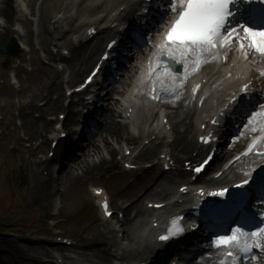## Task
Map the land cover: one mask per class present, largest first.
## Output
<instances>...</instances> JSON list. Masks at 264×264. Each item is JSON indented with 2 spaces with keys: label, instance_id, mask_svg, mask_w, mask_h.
Instances as JSON below:
<instances>
[{
  "label": "bare ground",
  "instance_id": "1",
  "mask_svg": "<svg viewBox=\"0 0 264 264\" xmlns=\"http://www.w3.org/2000/svg\"><path fill=\"white\" fill-rule=\"evenodd\" d=\"M85 1L86 0H83L79 3L78 0H44L40 8V33L36 38L41 50L45 52L46 56L38 57L37 51H35L34 53L36 54H34L32 61L42 65L41 71H44L45 78L41 86H39L41 88L35 91L29 100L25 102L20 113V115L27 119L25 121V126H30L27 130L30 132L29 139H43L42 143L38 144L37 148L34 150L35 152L48 144V133H51V138L61 133L60 131L56 132V129H51L53 121L46 117V111L50 109L55 111L61 108L67 111V114L71 113V104H65L64 102L65 94L63 88L65 85L69 86L76 83L82 77L89 68L90 62L92 63L95 60L96 55L102 47L101 40L104 39L102 35L106 31L104 29L106 28L107 20L104 21V18L99 19L100 15L97 9L102 8L103 10L100 12L106 13L107 16H113L112 14L114 12L118 14L120 7L125 5L129 0H122L118 8L113 9L110 8L120 0H95V2L89 4V6H87ZM135 1L136 0L130 1L127 5L128 10L126 9L121 12L122 16L127 14ZM29 2L27 9L24 8L21 0H0V53H2L4 41L9 36H15L18 39L22 48L20 58H24V52L27 51V44L33 45L36 30L32 24L34 15L30 13L31 10L29 6L34 4V0H30ZM61 8L62 10L59 11ZM64 8H66V10ZM83 16H93L92 23L97 22V24L93 25L88 23V18H83ZM60 17L63 19L57 21ZM114 21V18L110 19V22ZM14 22H17L18 26H13L14 28H12ZM12 30L15 31L13 35L11 33ZM76 36L78 38H76ZM51 46L58 48V51L54 53ZM64 50H69V55H66ZM260 57H262V55H260ZM45 62L47 63L45 64ZM54 62L63 64V67L61 68L60 66L54 65ZM125 80L126 79H124L123 82H125ZM59 82H61V85L58 84ZM74 87L76 86L68 87V90ZM54 92H56V95H54ZM38 101H44V104L40 105ZM111 101V105H113L115 99L111 98ZM124 101L127 110L133 108L135 111L134 116L131 117L133 123L139 121L141 115L146 118L151 116V109L145 108L146 112L142 111L139 104L135 102L132 97H126ZM114 111V107H110L106 112V121L101 129V131L104 132H99V135L102 136L101 142L97 143L94 140H90L86 149L83 150L81 159H71L68 168L66 167L65 169V167H62L57 172H54L50 168V178L54 181L62 182L64 180L70 183V185H74V182H81L88 179L94 175L97 169H103L108 162L111 161L114 163L115 152H117L118 147L123 143L126 144L127 148H131L132 145L135 147L137 145L138 147H142L135 156L136 161L153 157L156 153L157 145H141L139 142V139H141L147 131V128H145L147 126H136L141 133L139 137L134 136L126 129L122 121L115 120ZM37 112L38 116H36ZM185 113V115H190L189 109H187ZM119 116L120 119L126 117L120 113ZM188 118L189 116H185L183 121L185 122ZM193 124L194 122L191 119L184 133L178 131L179 135L177 139L179 144H175L174 146L180 149L181 155L184 154L185 156H189V159H191V157L193 159L195 151H198L197 156L201 153V149L194 143V137L193 139L188 138L195 130ZM54 133H56V135H54ZM148 138L150 137H145V140ZM125 150L123 153H125ZM37 165L38 167L43 165L46 169L49 163L47 159L40 158ZM185 174H187V172L184 168L179 166L175 173H170L165 178V185L174 183L177 178L185 177ZM227 176L228 173L226 175L224 174L223 178L225 179ZM36 177H38V175ZM43 179L46 178L41 176L40 181H43ZM219 180L220 179H218V181ZM220 181H223V179ZM166 189L167 187H162V189L159 190H156V188L149 189L145 192V195L140 197L130 207L126 208L125 212L127 216L125 220L122 221L123 224L125 223L126 228L123 225L120 230L111 229L106 225L107 221L105 220L99 221L97 223L98 225L95 227L89 226L86 232L88 235H82L78 240V244L73 247L74 249L71 247L74 251L65 245L64 247L55 246L38 239L25 238L23 239V243H20L18 239L9 236H0V264H107L111 258L117 257L116 255H114V257L109 251L107 237H114L116 234H122L120 239L122 244L128 242L123 250L122 246L117 250L118 253L119 250L123 252V255L120 253L123 259L139 256V254L141 255L143 252L156 254L159 250H156V245L148 233H144L141 240L135 235L136 229L139 228V225L142 223L139 220L142 219V215L147 213L144 200L149 199V201H152L151 198L160 197L162 195L166 196L164 193ZM36 191L35 189L33 190L34 196L30 200V203L32 205H39L42 212L49 213V207L47 205H41V201L38 199L39 197L37 198L35 195ZM132 210H137V216H139V218L130 217ZM92 232H94V234ZM91 233L92 235H90ZM101 235V239H97V237ZM133 244H135L134 248L129 249L128 247H131ZM69 250H72L74 254L69 253ZM55 251H57V254ZM199 257L201 259L200 262H192L191 264H218L217 259L219 256L216 252L213 254V258L212 256L204 257V255L202 256L201 254ZM54 258H56V261H54ZM59 258H62L63 261L59 262Z\"/></svg>",
  "mask_w": 264,
  "mask_h": 264
},
{
  "label": "rangeland",
  "instance_id": "2",
  "mask_svg": "<svg viewBox=\"0 0 264 264\" xmlns=\"http://www.w3.org/2000/svg\"><path fill=\"white\" fill-rule=\"evenodd\" d=\"M4 54L0 58V72H7L1 65L2 59L5 58ZM29 65L31 64L27 62L23 69L17 70L22 82V86L18 89L12 86L6 77L0 78V236H9L19 239L21 242V239L27 235L26 233L21 234L18 229L7 227L9 225H15L20 230L29 229L31 225H34L37 233L44 232L47 234L49 221L56 217V221L60 223L59 230H61V234L71 236L76 241L81 235H88L86 233L88 227H95L100 219L91 194L93 185H102L107 188L113 198L114 205L118 207L123 201L136 196L139 189L149 187L147 186V178L144 179L146 173H143L142 170L134 172V174L125 173L121 167H118L121 164L115 161L114 163H108L103 169H97L90 178L70 185L64 180V182L54 181L43 165L38 167L37 162L40 158L48 157L50 141L46 146L35 152V144L42 140L29 139L30 132L27 130L30 126H25L27 119L20 113L25 102L29 100L35 91L41 88L39 86L44 81L45 73L41 71L42 65L40 63H34L31 65V69H26V66ZM61 112L62 110L46 111V117L55 120L51 129L55 128V123ZM36 116H38V112ZM101 140V135L94 139L97 143H100ZM122 148L121 145L118 147L117 152H115L116 158L122 156ZM116 158L115 160H117ZM80 159L81 156L77 160ZM50 167L56 171L58 164L52 163ZM137 173L140 176L137 179L139 181L136 185H131L130 180L131 178L134 179ZM147 174L148 180L154 178V172H147ZM37 175L38 177H36ZM41 176L46 179L40 181ZM34 189L37 190L35 195L37 198L39 197L41 205L51 206L49 207V213L42 212L39 205L30 203L34 196ZM50 192L52 196L48 197ZM92 233L94 234V232ZM101 237L98 236L97 239ZM42 239L55 243L53 237ZM111 263L113 264L112 259L107 264Z\"/></svg>",
  "mask_w": 264,
  "mask_h": 264
},
{
  "label": "snow or ice",
  "instance_id": "3",
  "mask_svg": "<svg viewBox=\"0 0 264 264\" xmlns=\"http://www.w3.org/2000/svg\"><path fill=\"white\" fill-rule=\"evenodd\" d=\"M255 2L256 0H167L170 5L167 15L174 14L175 18L171 21L166 18L164 21L169 23L170 27L160 45L165 55L156 58L157 63L154 69L156 75L173 82L176 77L186 78L190 68L197 70L201 63L217 58L221 48L226 50L223 58L227 59V51H230L235 44L239 45L241 51L251 48L264 55V24L251 25L249 18L243 14L240 7L242 4L251 5ZM249 15L251 16V13ZM245 40L247 44L244 43ZM244 54L246 56L247 52ZM189 57H195L196 60L190 62ZM172 63L182 64L183 72L173 71ZM180 86L182 85H176V87ZM174 90V88L168 89L170 92ZM244 91H248L247 84L244 85ZM154 93L155 88H153L152 98L159 99ZM261 107L264 108V105ZM257 115L264 117V112L251 113L249 123ZM212 123L216 122L212 121ZM201 141L210 143L211 137H201ZM255 147L254 142L249 151L251 152ZM207 162L206 160L204 163ZM202 168L203 165L195 171L199 173ZM243 183L247 184L248 181L245 180ZM225 191L227 190L213 193V195L223 196ZM156 207H162V205H156ZM104 208L107 211V201L104 203ZM107 214L111 215L110 212ZM160 239L166 240L168 236H161ZM261 241H264V226L246 230L243 225L236 224L228 234L218 235L213 243L217 248L230 249L225 252V256L236 261L238 258L236 253H248L253 248H259L264 252V243Z\"/></svg>",
  "mask_w": 264,
  "mask_h": 264
}]
</instances>
